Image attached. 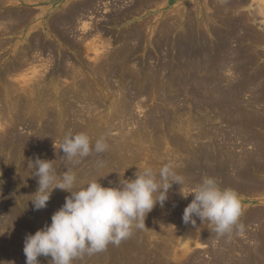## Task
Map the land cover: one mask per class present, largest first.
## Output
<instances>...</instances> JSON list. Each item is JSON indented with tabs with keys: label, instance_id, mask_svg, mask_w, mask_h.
I'll return each mask as SVG.
<instances>
[{
	"label": "bare ground",
	"instance_id": "6f19581e",
	"mask_svg": "<svg viewBox=\"0 0 264 264\" xmlns=\"http://www.w3.org/2000/svg\"><path fill=\"white\" fill-rule=\"evenodd\" d=\"M35 1L38 0H0V48L9 43L5 36L15 31L18 33L16 44L23 43L22 47L18 46L17 52L11 53L9 58L2 62L3 68L0 71V86L3 87L4 93L0 96V101L3 100L4 104L0 105V175L3 176L4 170L8 183L12 182L16 189L25 188L26 193L32 190L33 195L38 189V178L33 175L34 169L28 167V162L40 158L52 161L58 175L68 168L73 170L84 165L76 176V188L84 187L93 180L99 181L104 187H115L121 179H135V173L146 167H150L158 175L162 166L172 163L177 174L185 178V191L197 186L204 177L215 178L222 189H231L238 194L255 195L264 191V105L259 103V99L264 95V87L259 88V93L247 101L244 98L241 100L242 95L241 99L238 98L242 88L239 83L235 82L236 85L232 82L233 93L227 96L223 85L220 86L221 79L216 75L220 74L227 62L224 59L221 65L213 63V55H210L208 49L210 43L205 41V37H202L203 41L195 33L191 34V39L175 37V53L172 57L165 56L168 54L166 53L157 70L151 65L152 57L149 54L145 58L149 63L144 61L140 64L135 61V65L127 69L131 55L140 49V31L126 34L118 48L107 49L101 56H98L100 50L93 47L98 53L96 61L94 60L95 65L93 64L96 66L94 70L100 72L99 76L93 77L94 86L101 84L107 92L115 86L121 93L120 98L117 95L118 101L105 95L103 99L107 105H110L111 101L117 104L114 110L112 108L114 115L106 116L104 122L99 124L94 119L101 112H98V109H101L105 102L100 99L102 96H95L90 82L92 80L71 72L73 81L66 79L70 82L71 90L66 83L63 84L62 80L65 81V78L61 79L69 76V67L62 68L59 74L56 73L49 79L48 76L45 77L44 72L48 67L44 66L43 62L38 65L36 57L37 53L42 54L46 49L49 50L50 47H46L47 35L59 40L62 43L59 46L67 48L75 43V38L71 35H74L76 30L79 31V21L85 19L90 8L92 10L93 0L76 1L70 7L68 4L56 6L58 8L55 5L41 7L38 8L41 11L39 14L34 11L36 8L33 6L39 4ZM173 24L167 29H173ZM88 25L84 23L83 29H88ZM239 26L241 27L240 24ZM216 28L215 32L221 35L222 28L221 31ZM147 30L149 32V27ZM92 32L89 35H92ZM230 35L229 38H232ZM86 38L81 36L76 39L77 44L83 45ZM92 41L95 43V40ZM157 43L161 49L162 41ZM224 48H220V51ZM66 56L65 62L70 61V57ZM27 71L36 75L35 82L32 83L28 73H23ZM21 75L24 87L19 88L13 80L14 76ZM162 76L168 78L164 80ZM118 77H121L122 81L117 80ZM4 78L9 80L5 81ZM30 81L31 84L28 83ZM153 90L160 92L156 97V110H151L144 120H137L133 111L139 103V95ZM139 108L143 107L140 105ZM245 116L250 121L244 120ZM116 118L119 123L115 124L113 119ZM129 126L131 129L125 132ZM23 130H26V133ZM116 131V135L110 136ZM69 133H85L93 144L97 139L104 137L109 145L108 150L101 154L93 152L89 157L80 159L78 164L69 162L63 157L64 153L60 149L64 137ZM180 190L181 185L173 184L164 205L161 207L157 203L147 214L146 227L133 229L132 234L122 240L119 246L109 244L105 251L91 256L85 254L83 258L75 259L73 264H264V208L252 209L247 213L242 207L239 224L243 225V231L234 228L230 236L217 237L215 232L207 229L200 238L198 235L203 223H196L195 227L191 224L187 236L181 235L185 224L183 213L192 202L194 194L185 199ZM63 194V197L49 201L42 211L30 213L29 220L11 201H5L6 203L0 206V264H26L23 251L25 242L22 243L14 236L26 231L20 228L24 224H29L28 233H23L27 236L34 235L45 225H50L52 215L64 205L66 197L70 195L69 192ZM29 204L28 207H32ZM30 205H33L32 201ZM177 238L180 240L178 246ZM198 239H201V244ZM214 239L218 242L215 243ZM189 241L195 242L194 249L188 247ZM202 241L212 243L210 252L206 251L208 256L210 254L209 261L200 259V250L206 247L202 245ZM238 254L241 256L237 257ZM38 260L39 264H50L51 257L42 256L44 262L39 258Z\"/></svg>",
	"mask_w": 264,
	"mask_h": 264
},
{
	"label": "rangeland",
	"instance_id": "374dc122",
	"mask_svg": "<svg viewBox=\"0 0 264 264\" xmlns=\"http://www.w3.org/2000/svg\"><path fill=\"white\" fill-rule=\"evenodd\" d=\"M76 1H82L83 2V1H91V0H38L35 2L39 3V4L36 6H33V7H34V9L36 8L34 10L35 14H39L41 11L38 8L47 7L49 5H55V7L56 6L60 7V6H65L67 4H68L67 6L70 7ZM97 1L93 0L92 10L90 8L89 9L90 11L87 13L88 17L86 18V16H87L86 15L84 17L85 19H82L81 21H79L80 22L79 24H81V27L79 25V28L77 25V28L79 31L76 30L74 35L72 33L71 37L73 36V38H75V40H74L75 43L71 44V46L73 48L71 46H67V48L63 45L59 46L60 44H62L59 40L55 39L52 36L47 35V37H46L47 46L46 47H48V48L50 47L49 48L50 51L48 49H46L45 51L42 52V54H40V53L36 54L37 64L41 65V63L43 62L44 66L46 65L48 67V68H46V70H44L45 68L40 67V69L44 70L45 77L48 76L49 79H51L52 77H54L56 75V73L59 74L62 68L64 69V67L65 68L69 67L70 72L68 73V75L71 76V78L69 76L68 77H62L61 79L65 78V81L62 80L64 85L66 83L67 86H69V88L71 89L70 82L67 81L66 79L68 78V80L73 81V75L71 72H75L76 75L81 74V75L87 76V78L89 80L90 79L92 80L90 82H92L91 85H93V87H94V88L92 87V89H93V92L95 91L94 94L97 98L102 96V98H100V99L103 100V102H105L104 101L105 99H103V98H105V95H109V96H112L114 101H115V100L119 99L120 95H121V93H119L117 91L115 86H112V88H113V89H111L112 92L111 91L107 92L106 90H104L103 85L95 84V86H94V84H93V79H94L93 77H96V75L99 76L98 74H100L99 71L94 70V69H96V66L94 67V65H95V61H96L95 59L97 58L96 55L98 53H99L98 56H101L102 55L101 53H103L107 49L118 48L121 45V43H123V41H122L123 36H125L128 33H132V32L138 33L140 31L141 32L140 49L136 53L131 55L129 62L127 63L130 66L126 64L127 69L129 67L130 68L133 67V64L135 65V63L139 62L140 64H142L144 61L148 62L149 60H146L145 58H147V54H149L152 57V61L150 63H151V65L153 64L152 66H155L154 68H156V70H157V68H159L160 65L162 64L161 63L162 57H164V55L166 53H168V54L165 56H171V57L175 53L174 51L177 49L175 47V43H174L175 37L178 39H180L181 37H186L188 39H191V34L195 33L201 37V41H203L202 37L206 38L205 41H207V42L209 41L208 43H210V44H208V46H209L208 49H209L210 55H213V57H212L213 63H215L216 65H218V64L221 65V63L224 61V59L227 62L224 65V67H222V71L220 72V74L219 73L216 74L221 79L220 80L221 81L220 86L223 85L222 88L227 93L226 94L227 96L232 95L233 88H234L233 83H235V82H237V84L239 83V87L242 88L241 92H240L241 94L238 95V98H240L241 95L243 96V97L241 96V98H242V99L240 98L241 100H243V98H244L245 100L248 101L249 99H251V97L253 95H256L257 93H259V91L264 87V83L262 82L264 80L261 81V79H264L263 78L264 77V0H147V1L146 0H141V1L140 0H97ZM145 4H147V5H145ZM58 7H56V8H58ZM123 8H125V9H123ZM133 10H135V11H133ZM1 12H2V10L0 8V16H1ZM124 13L125 14L127 13V14L125 15ZM115 15L118 17H116ZM121 17H123V18H121ZM82 21L85 24L86 23L89 24L88 29H86V30L83 29L82 26L84 23ZM193 22H194V24H193ZM176 23H178V24H176ZM226 23H228V25ZM166 24H168V25H166ZM171 24H173L174 28L173 29L171 28L170 30H168L167 27ZM234 24H236V25H234ZM239 24L241 25V27L239 26ZM94 27H96V28L98 27V28L94 29ZM148 27L150 29L149 32L147 30ZM197 27H199V28H197ZM215 28L217 30L219 29L220 31L222 28L223 33L221 35H219L218 32H215ZM91 30L92 31L96 30V31H94L95 34ZM99 30L100 31L102 30L101 31L102 34L100 33ZM232 30L234 31V33ZM230 31H231V33H230ZM15 32L10 33V35L5 36V37H7V41L9 43L7 42L8 44H5L4 46H2L0 48V71L3 68L2 62L3 61L5 62L9 58L11 53L17 52L18 46L22 47V45H23V43H19L18 45L16 44L15 40H16L18 33L16 34ZM91 32H92V35L94 37H92V35H89V33H91ZM225 32H226V34H225ZM108 33H110V34H108ZM121 33H123V34H121ZM227 33L229 35L231 34L230 36L232 38H229V35ZM82 34H84V35H82ZM78 35L79 36L81 35L83 37H87L86 38L87 40L85 39L84 40L85 42L82 43L83 45H81V43L77 44L76 39H79L81 37V36L79 37ZM85 35H87V36H85ZM77 36H78V38H76ZM226 36H228V37H226ZM171 37H173V38H171ZM207 38H208V40H207ZM97 39H98V41H97ZM229 39H231V40H229ZM92 40H95V43ZM159 40L162 41V43H163V46L161 49L158 48L159 44L157 42ZM199 40H200V38H199ZM165 41H167L169 44L166 43ZM56 42H57V44H56ZM84 43H86V44H84ZM87 43H89V44H87ZM90 43H92V44H90ZM97 43L99 45L96 46ZM51 44H52V46H51ZM75 44H77L76 47H75ZM229 44H231V46ZM89 45H93V46L91 47ZM93 47H95V48L97 47L96 49H99L100 51H98V53H96ZM98 47H100V48H98ZM223 47H225L223 49V51H220V48H223ZM53 48H54V50H52ZM165 50H167V51L165 52ZM63 51H64L65 55L70 57L69 60L71 62L70 61L65 62L66 60L64 59L65 55H64ZM230 53H232V54H230ZM234 54H236V55H234ZM79 55L81 56V58H83V60L80 58ZM219 57H223V58H219ZM228 58H230V59H228ZM46 60L50 61V62H47ZM53 61L55 62V65H54ZM78 61H79V65H78ZM135 61H137V62H135ZM67 63L69 65L71 63L70 66H72V67L68 66ZM75 65H76V67H75ZM77 65H78V67H77ZM90 66H92V67H90ZM85 67L86 68L88 67L87 68L88 70ZM236 67H238V68H236ZM228 68H229V70H228ZM74 69L75 70L77 69L76 71H78V70L79 71L76 72ZM91 70H92V72H91ZM226 70H228V71H226ZM93 71L94 72L96 71L95 72L96 74ZM224 72H226V73H224ZM259 72H261V73H259ZM23 73H25V74L28 73V77L32 78V83L35 82V80L37 79L36 75H33L31 73V71H27V72H23ZM234 73H235V75H234ZM244 73H245V75H244ZM50 74H52L51 77H50ZM89 74H90V76H89ZM231 75H233V76H231ZM236 75H238V76H236ZM258 75H259V77H257ZM241 76H243V77H241ZM246 76H248V77H246ZM252 76H253V78H252ZM22 77H23V75L14 76L13 82L19 88L24 87L22 84V81L24 79ZM245 77H246V79H245ZM163 78H165L164 80H166L168 78V76L163 77ZM258 78H260V79H258ZM11 79H13V78H11ZM25 79H28V78H25ZM4 80L6 81L9 79L4 78ZM117 80L122 81L121 77H118ZM230 80H231V82H230ZM237 80H239V81H237ZM99 81L102 82L101 79ZM251 81L252 82L254 81V82L252 83ZM28 83L31 84V81ZM133 83L135 84V82H133ZM247 83L249 85H252V86H249ZM0 84H1V82H0ZM253 84H254V86H253ZM256 84H258V86H256ZM259 84H263V86L261 87V85H259ZM255 87L258 89H256ZM0 88H1L0 89V96H2L4 94L3 90H2L3 87L0 86ZM259 88H261V89H259ZM102 90L104 92H102ZM252 90H254V91H252ZM96 91H98L99 93ZM147 94H141L142 96L139 95V103L136 104L134 111H133L134 117L140 121L144 120L146 116L150 115L149 112L151 110H156V108H157L156 106L158 105V101H157L156 97L159 96L160 92L158 90L157 91L153 90ZM117 95L119 98L117 97ZM263 97H264V95L261 98L262 100L259 99V103L262 106L264 105V98ZM0 99H2V98L0 97ZM140 100H143V102H141ZM2 102H3V100L0 101V105L2 104ZM105 104H106V102L103 104V107L101 109H98V112H100V111L101 112L97 114V116H96L97 119L96 118L94 119L97 123L99 122V124L104 122V119L106 116L108 117L111 114L114 115L113 110H114V106L117 103H113L111 101L110 105H107V104L105 105ZM2 105H4V104H2ZM140 105L143 107L142 109L139 108ZM112 108H113V110H112ZM244 112H246V110H244ZM245 114H247V113H245ZM246 119L250 121V119L247 118V116L244 117V120H246ZM113 120H114L115 124L119 123L116 121V120H118L117 118L113 119ZM252 120L253 119L251 118V121ZM130 129H131V126L127 127V129H125V132H127ZM25 131L26 130H23L24 133H26ZM116 133H117V131L111 133L110 136L116 135ZM53 145L56 146V143H54ZM78 167L75 168L76 170L75 169L72 170L76 176H77V174L80 173V170H82L85 166L82 165V166H78ZM3 171L4 170H2L3 176L0 175V199H1L0 200V206L2 204L6 203L7 201L8 202L11 201L12 205H14V207L19 212L21 211V214L23 216H27V220H29L30 213L40 212L44 209L43 208L40 210H35L33 205H30L31 204V201H30L31 196L30 195H32V193H31L32 190H31V192L29 191L30 193L27 192L28 193L27 194L26 191H24L25 188L16 189L13 186L14 184L12 182L8 183V181H7L8 176L6 174H4L5 172H3ZM20 191H22L21 194H20ZM66 192L67 191L60 190V189L54 190L49 201H51V200L54 201L55 199H57V197L58 198L63 197L64 196L63 193H66ZM18 194H20V195H18ZM237 195L240 199V202H241L243 209H245L247 211V213L251 212L252 209L257 210V209H263L264 208V191L257 193L255 195H245V194H238V193H237ZM20 197H21V200H20ZM28 204H29V206H32V207H28ZM30 208H32V209H30ZM31 211H33V212H31ZM194 219H197L196 220L197 223H199V224L202 223L198 217H194ZM201 225L202 226H201L200 234L198 235L200 238L203 237V233L205 231L209 230L207 222H205L204 225L203 224H201ZM190 226H191V223L184 224L183 228H182L183 230L181 229V235L187 236L189 229H190ZM20 228L25 229L27 231L26 232L24 230L25 232H23V233H28L29 224L28 225H25V224L21 225ZM135 229L136 228H134V230ZM23 233H16L14 238L15 239L19 238V240L22 243H23V241L25 242L24 239H26L27 235H25ZM215 240L216 239L213 240L215 243L218 242ZM176 241H177V246H178L180 243V240H178V238H177ZM198 242L201 244V239H198ZM202 243H203L202 245L206 246L207 248L205 247L203 250H200V254H202L200 259H203L205 261H207L208 259L210 260V257H209L210 254L208 256L207 252L208 253L210 252L209 247L212 246V243H209L206 241H202ZM206 243H209V244H206ZM194 244H195L194 241H189L187 245H189L188 247H192V249H194L195 248ZM240 256L241 255H239V254L237 255V257H240ZM38 258L40 259V261L42 260V256H40ZM42 262H44V261L42 260Z\"/></svg>",
	"mask_w": 264,
	"mask_h": 264
},
{
	"label": "clouds",
	"instance_id": "9594fccd",
	"mask_svg": "<svg viewBox=\"0 0 264 264\" xmlns=\"http://www.w3.org/2000/svg\"><path fill=\"white\" fill-rule=\"evenodd\" d=\"M108 147L104 137L93 144L85 133H69L60 145L63 157L74 164L93 152L104 153ZM28 167L34 169L33 175L38 178V189L31 199L35 210L45 208L56 189L70 195L52 215L50 225L26 237L23 249L26 264H39L40 256H50V264H73L85 254L105 251L109 244L119 246L134 228L146 227L147 214L157 203L164 205L173 184L181 185L185 199L194 194L183 213L185 224L195 227L194 217H198L203 224L207 222L217 237L230 236L234 228L243 231V225L239 224L242 205L235 191L222 189L212 177H204L197 186L185 191V178L177 174L172 163L162 166L158 175L146 167L135 173V179H121L115 187H104L93 180L80 188H76L77 178L71 168L58 176L52 161L40 158L30 160Z\"/></svg>",
	"mask_w": 264,
	"mask_h": 264
}]
</instances>
